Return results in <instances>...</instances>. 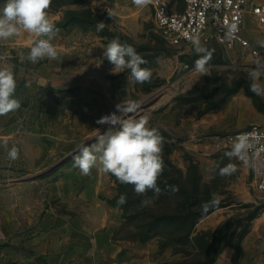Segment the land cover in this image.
Returning a JSON list of instances; mask_svg holds the SVG:
<instances>
[{"label": "rangeland", "instance_id": "rangeland-1", "mask_svg": "<svg viewBox=\"0 0 264 264\" xmlns=\"http://www.w3.org/2000/svg\"><path fill=\"white\" fill-rule=\"evenodd\" d=\"M66 1L52 0V4L58 6ZM259 2L264 3V0ZM99 15V22L104 23V28L120 33L137 47L148 49L136 51L147 61L141 67L152 71L151 80L137 83L130 78L129 70H124L127 75L124 76L123 102H135L138 108L129 115L137 119L149 117L150 126L157 128L164 138V171L158 186L163 188L167 184L170 190L141 198L133 185L122 184L109 173L114 183L111 196H94L92 201L84 199L78 202L51 194V187L64 174L61 167L74 163V157L56 159L44 167H33L31 171L18 169L11 174L1 173L0 182L11 181V214L19 217L14 224L17 233L20 230L22 233L5 243L8 247H0V252L9 256L26 255L22 245L39 235H44V244L47 245L52 241L63 243L68 241V233L86 230L91 231L93 238L97 236L103 251L104 257L92 255L99 257V263L110 262L108 242L116 241L129 250L128 254H124V260L131 257L130 247L134 248V256L138 251L139 264H206L218 249L215 239L221 235L219 228L228 224L232 230L221 245L219 256L231 249L234 252L233 264L237 255L236 264H239L243 256V242L251 231L257 229L264 215V194L251 186V166L237 158L230 159L226 153L231 149L223 142H196L191 148L187 143V133L200 119L201 113L213 107L221 110L231 94H248L264 106V93L257 95L250 90L253 83L264 89V26L256 25L253 17L249 19V37L262 51L259 58L251 57L242 50L228 52L213 43L202 44L211 53L208 72L202 75L194 69V62L199 57L193 45L172 47L162 35L154 32L150 5L140 7L138 21L123 31L112 23L108 15ZM253 70L256 71L255 79L250 75ZM108 80L113 82V79ZM115 114L121 115L120 112ZM108 127L107 124L93 126L77 140L72 151L78 155L82 145H89ZM229 163L236 165L237 171L231 175H220V169ZM60 169L61 175L53 178ZM18 183L22 184V188H18ZM181 190L195 192L197 212H204L202 206L213 196L219 201L209 207L216 210L190 233L180 225ZM121 194L127 197L123 204L127 209L114 207L116 217L121 220L115 230H107L102 227V220L113 207L104 199L117 201ZM3 201L4 197L0 196V213L4 210ZM54 231L64 234L47 238ZM263 231H260L261 236ZM74 241L81 246L85 240L79 236Z\"/></svg>", "mask_w": 264, "mask_h": 264}, {"label": "crops", "instance_id": "crops-1", "mask_svg": "<svg viewBox=\"0 0 264 264\" xmlns=\"http://www.w3.org/2000/svg\"><path fill=\"white\" fill-rule=\"evenodd\" d=\"M4 3L5 0H0V6ZM149 5L153 18L152 2ZM88 8L94 13L108 15L122 31L134 25L140 14V7L135 6L132 0H67L58 6L51 5L47 11L49 19L57 25L64 21L66 12H81ZM182 8L180 3L179 10ZM250 18H247L246 35L254 46L259 47L249 37ZM57 29L51 42L57 48L58 58H45L35 64L26 59L29 40L33 39L28 33L0 40L1 52L8 56L7 59H0V68L13 71L17 81L15 97L21 105L18 110L0 116V174H11L18 169L31 171L33 167H44L56 159L75 157L72 150L77 140L98 125L97 118L111 112L118 113L116 106L123 102L124 76L127 74L125 71L113 72L114 66L104 57L107 45L103 43L98 30L78 23ZM242 51L253 57L248 50ZM109 78L113 79L112 83ZM106 81L110 84L107 85ZM253 124L264 126V112L255 107L253 99L247 94L238 93L231 96L217 113L200 117L188 131L187 143L192 148L196 142H218L216 137L242 132ZM95 142L96 139L92 140L88 146ZM13 146L19 150L15 160L8 156V150ZM248 164L253 173L251 186L258 191L257 167L249 159ZM61 169L62 175L59 173ZM61 169L53 177L62 176L51 187V194L55 196L82 202L84 199L92 201L94 196L108 197L113 193L114 183L110 174L103 172L99 165L88 176L82 175L74 163L66 164ZM17 185L22 188L21 183ZM0 196L4 197V210L0 213V243L7 244L22 233L21 230L17 233L14 224L19 217L11 214L10 180L0 182ZM119 220L113 207L103 218L102 227L115 230ZM259 230H264V215L257 229L251 231L243 242V256L239 264H264V235L261 236ZM61 234L64 233L54 231L47 238ZM79 236L85 240L81 246L74 241ZM93 237L91 231L71 232L68 233V241H52L45 245L44 235H39L22 245L26 255L9 256L0 252V264H139L138 251L134 256V248L130 247L131 257L124 260V254H128L129 250L116 241L108 242L110 262L99 263L100 255L104 257L103 251L100 250L97 236ZM93 254L99 257L95 258ZM233 255V250L227 249L215 264H233Z\"/></svg>", "mask_w": 264, "mask_h": 264}, {"label": "clouds", "instance_id": "clouds-1", "mask_svg": "<svg viewBox=\"0 0 264 264\" xmlns=\"http://www.w3.org/2000/svg\"><path fill=\"white\" fill-rule=\"evenodd\" d=\"M151 2L152 0H132L135 6L141 8ZM51 3L52 0H5L0 6V40L28 33L33 39L29 40L26 59L33 64L45 58L55 60L59 55L51 42L58 32L48 16L47 10ZM103 27L104 23H98L99 30ZM232 31H235V26ZM191 43L199 57L194 62L195 71L202 75L207 74L211 53L201 44L199 35H193ZM104 49V57L114 66L113 72L129 70L130 78L137 83L150 82L152 71L141 67L147 61L132 46L121 44L118 38H114ZM250 75L255 79L256 71L253 70ZM16 88L17 81L13 71L0 68V116H6L20 108V101L15 97ZM250 90L257 95L264 93V89L256 83L250 86ZM116 107L121 115L113 113L97 120L98 124H107L109 127L96 138V143L79 148L78 155L74 157V166L79 168L82 175L88 176L91 170L99 165L103 172L110 173L120 183L133 185L137 195H144L149 190L159 194L161 189L158 180L164 171V138L157 128L150 126L149 117L141 116L137 119L129 115L138 108L135 102L125 100ZM251 138L252 134L238 136L231 151L226 155L230 159L237 158L247 164L248 152L254 147ZM18 153L19 150L15 146L8 150V156L12 160L18 158ZM236 171V165L229 163L220 169V175H231ZM126 201V195L121 194L117 205H123ZM218 203L213 196L202 208L207 212L209 207Z\"/></svg>", "mask_w": 264, "mask_h": 264}, {"label": "built area", "instance_id": "built-area-1", "mask_svg": "<svg viewBox=\"0 0 264 264\" xmlns=\"http://www.w3.org/2000/svg\"><path fill=\"white\" fill-rule=\"evenodd\" d=\"M180 3L182 10H179ZM152 8L154 32L172 47L192 45L191 37L199 35L201 44L213 43L228 52L248 50L254 58L261 57V49L246 35L248 16L254 18L256 25L264 26V3L258 0H153ZM0 57L8 58L1 49ZM242 134H252L254 147L249 150L248 159L257 167L256 188L264 193V126L253 124L242 132L216 137V140L231 149Z\"/></svg>", "mask_w": 264, "mask_h": 264}, {"label": "trees", "instance_id": "trees-1", "mask_svg": "<svg viewBox=\"0 0 264 264\" xmlns=\"http://www.w3.org/2000/svg\"><path fill=\"white\" fill-rule=\"evenodd\" d=\"M53 6V4L51 3ZM50 5V6H51ZM105 15V14H104ZM101 19L100 15L98 13H94L90 8L83 10L81 12H73V11H68L66 12L65 19L62 23L57 24L56 27L58 28H66L74 23H78L82 26L90 27L93 30H98L99 31V36L103 39V43L107 45L112 39L118 38L121 44L124 45H130L132 46L135 50H140V51H146L148 50L145 47H137L134 45L131 41H128L124 36H122L118 32H114L112 30H109L107 28H104L102 30H99L97 28V25L99 20ZM107 61V59H106ZM235 94H231L233 96ZM248 95V94H247ZM253 99L255 107L261 111L264 112V106L260 104V102L257 99H254L252 96L248 95ZM219 110V107H213V108H208L206 109L203 113L200 114V117H203L206 114L209 113H215ZM194 167V165H192ZM191 167V168H192ZM160 195L166 193L168 190H170L169 185L165 184L163 188H160ZM183 194V201L181 204V221L180 225L181 227H184L188 230V232H192L193 228L203 219L208 217L212 212H214L216 209H209L207 212H197L195 211L196 207V194L194 191H188V190H181ZM157 195L155 192L149 190L146 192L144 195H141V198H146L150 196H155ZM110 206L112 207H120L123 210H126L127 207L125 205H117L116 200H111V199H104ZM232 230V227L229 226L228 224L223 225L219 228V232L221 233L220 237H216V243L218 246V249L215 251L214 255L212 258L206 262V264H214L216 260L218 259L219 252H220V247L223 244V242L226 240L228 235L230 234ZM188 233V236H189ZM213 236V235H211ZM214 238V236L212 237ZM8 245H0V247H7ZM239 255L236 256V259L234 261V264L237 262V258Z\"/></svg>", "mask_w": 264, "mask_h": 264}]
</instances>
